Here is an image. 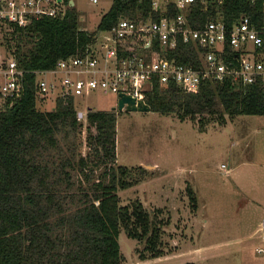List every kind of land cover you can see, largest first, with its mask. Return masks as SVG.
Returning <instances> with one entry per match:
<instances>
[{"label":"trees","instance_id":"obj_1","mask_svg":"<svg viewBox=\"0 0 264 264\" xmlns=\"http://www.w3.org/2000/svg\"><path fill=\"white\" fill-rule=\"evenodd\" d=\"M64 1L67 7L62 14H43L26 25H0L7 28V51L3 55L15 57L25 69L20 95L12 103L0 104V264H123L119 241L122 228L129 236L144 239L150 257L164 254L161 234L166 220L157 213L151 215L140 199L124 204L120 201L119 188L132 185L133 180L128 165H113L117 159L115 109L90 107L87 111L93 164H105L104 173L109 174L91 193H73L68 203L63 197L67 194L58 188L61 179L48 177L49 165L37 158L41 147L57 142L60 126L82 124L72 95H58L51 108L37 105L38 70L55 66L63 56L82 52L96 37L94 31L81 25L75 4ZM151 4L152 0H113L98 28L111 27L122 14L135 17L141 10L146 13ZM221 7L228 19L248 12L258 20L262 13L260 0H225ZM213 12L215 8L197 7L195 11L201 21ZM183 45L189 51L178 58L188 60L193 46ZM146 95L151 109L198 120L202 129L209 116L223 123L227 115L264 114V85L259 82L207 80L194 91L175 83L156 82ZM86 164L82 156V170ZM190 195L197 205L196 194Z\"/></svg>","mask_w":264,"mask_h":264},{"label":"rangeland","instance_id":"obj_2","mask_svg":"<svg viewBox=\"0 0 264 264\" xmlns=\"http://www.w3.org/2000/svg\"><path fill=\"white\" fill-rule=\"evenodd\" d=\"M113 0H75L81 25L98 36V23ZM6 27H0V57L7 51ZM2 77V76H1ZM56 99L41 97L37 105L51 108ZM84 110L82 124L60 126L57 142L41 147L37 158L47 163L48 177L61 179L67 194L95 189L106 181L105 164H93L87 140V111L113 108L117 115V159L130 167L133 184L119 188L121 203L140 199L151 215L166 220L161 238L166 256H152L144 239L119 234L123 264H264V239L259 228L264 216V114L239 113L222 123L208 117L206 125L176 112L118 107V96L85 86L74 94ZM79 112V111H78ZM88 162L80 167V158ZM226 162L230 169L222 168ZM145 167V168H144ZM88 173V177L87 174ZM190 189L196 194V204ZM161 207V210H157ZM145 255L146 257H142Z\"/></svg>","mask_w":264,"mask_h":264},{"label":"built area","instance_id":"obj_3","mask_svg":"<svg viewBox=\"0 0 264 264\" xmlns=\"http://www.w3.org/2000/svg\"><path fill=\"white\" fill-rule=\"evenodd\" d=\"M224 1L152 0L146 13L122 14L111 27L100 28V36L82 52L38 70V94L74 97L89 86L114 92L118 100L127 92L137 102H147L146 91L156 82L175 83L186 91L197 90L203 81L227 78L264 85V0L258 20L248 12L228 19L221 7ZM66 7L64 0H0V25H26L43 14H62ZM197 7L215 12L201 21ZM185 43L194 51L181 60L178 55L189 51ZM24 70L15 57H0V104L20 95ZM221 166L230 169L226 162ZM259 228L264 239V216Z\"/></svg>","mask_w":264,"mask_h":264},{"label":"water","instance_id":"obj_4","mask_svg":"<svg viewBox=\"0 0 264 264\" xmlns=\"http://www.w3.org/2000/svg\"><path fill=\"white\" fill-rule=\"evenodd\" d=\"M71 3L74 4V0H71ZM118 107L120 109L127 108V109H140V110H148L151 109L150 104H148L146 101L140 99L138 102L136 100V97L127 92H122L120 94L119 100H118ZM79 115H83V111L79 110Z\"/></svg>","mask_w":264,"mask_h":264},{"label":"crops","instance_id":"obj_5","mask_svg":"<svg viewBox=\"0 0 264 264\" xmlns=\"http://www.w3.org/2000/svg\"><path fill=\"white\" fill-rule=\"evenodd\" d=\"M74 4H75V0H74ZM167 254L165 253V254H161V255H158L159 257H161V256H166Z\"/></svg>","mask_w":264,"mask_h":264}]
</instances>
